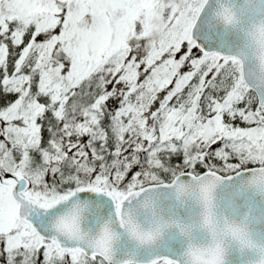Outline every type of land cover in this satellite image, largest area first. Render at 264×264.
I'll use <instances>...</instances> for the list:
<instances>
[{"label":"rangeland","instance_id":"obj_1","mask_svg":"<svg viewBox=\"0 0 264 264\" xmlns=\"http://www.w3.org/2000/svg\"><path fill=\"white\" fill-rule=\"evenodd\" d=\"M203 2L0 0V66L10 59L0 85L15 94L0 104V167L29 179L25 195L49 202L63 187L82 186L114 194L122 182L129 190L185 170L227 173L264 164V106L248 92L238 60L204 55L189 41ZM41 31L51 33L35 39ZM54 54L67 64H52ZM102 102L118 108L109 120L100 119ZM46 108L66 127L78 119L76 130L88 132L78 144L91 155L67 156L47 141L38 150L36 119ZM148 118L155 129L145 127ZM137 135L155 151L133 147ZM15 211L0 184V264H107L64 253L28 227L16 229Z\"/></svg>","mask_w":264,"mask_h":264},{"label":"water","instance_id":"obj_2","mask_svg":"<svg viewBox=\"0 0 264 264\" xmlns=\"http://www.w3.org/2000/svg\"><path fill=\"white\" fill-rule=\"evenodd\" d=\"M189 37L204 54L238 59L264 104V0H205ZM0 183L17 202L16 228L28 224L66 252L111 264H264V165L185 171L118 200L84 186L40 203L23 194L24 175L2 170Z\"/></svg>","mask_w":264,"mask_h":264},{"label":"trees","instance_id":"obj_3","mask_svg":"<svg viewBox=\"0 0 264 264\" xmlns=\"http://www.w3.org/2000/svg\"><path fill=\"white\" fill-rule=\"evenodd\" d=\"M51 32L48 31H41L38 32L37 37H35V39L39 40V39H45L50 35ZM27 41L26 38L22 39L23 44ZM22 45V44H21ZM24 46V45H23ZM132 53H134L136 56L140 55V52L142 53V50L140 49L139 45L135 46L134 48H131ZM52 64H67V59L64 58L61 54L59 55H53L52 59H51ZM10 59L7 61V65L5 67L0 66V80H4L6 77V75H8V73L6 74V69L7 67L10 65ZM6 68V69H5ZM112 88V87H111ZM251 96L254 97L253 92L249 89L248 91ZM13 92H11V90L2 87L0 85V104H6L7 102L11 101L14 99V97H12ZM255 98V97H254ZM254 102L257 103L256 99L254 100ZM254 103V105L256 104ZM101 117L100 119L102 121L104 120H109L111 117V114L113 112H116L118 108H114L112 105H109V103L107 102H102L101 103ZM52 108H46L43 115L40 116V119H36L37 124L39 125V135H40V144L38 147V150L40 148L41 143L47 141V142H51L53 144H57L59 146V148L63 151L64 154H67V156H70V153L73 154H81V150H82V156L84 155H91V149L87 146V145H83V147H80L78 142L81 141H85L87 139V131H77L76 128L74 126H76V124L78 123V119L76 118L73 122V125L71 127H66L64 124V120H63V116L60 117L59 114H56V112L54 113V111L52 112ZM63 112L65 113V111L63 110ZM51 114V115H50ZM132 115L131 110L127 111V114L125 116L126 120H129L130 117ZM41 118L43 119H47L49 120V122L45 125L44 122H41ZM145 127H149V128H153L155 129L156 123H153L149 118L145 121L144 123ZM78 145V146H77ZM142 146L144 149H146V151L149 152H153L155 151L154 149H150V146H152V144H150L146 139L142 138L140 135L136 136V140L133 142V147L134 146ZM38 150L36 151L35 154V159L39 160L40 156L38 153ZM170 160H176V161H180V157L178 156H174L171 157ZM259 163H245L244 165H242L241 167H246V166H252V165H256ZM240 167V168H241ZM207 168H200L198 169L197 172H201L203 170H206ZM192 172L194 170H191ZM173 176V174H171L169 177ZM167 177L166 180H170L171 178ZM117 187H113L111 190L114 192L115 196L118 195V192H120L121 194L126 192L128 190V187L126 186V184L124 182L117 184ZM62 189V194H65L67 192H69L70 190L67 189ZM118 197V196H117ZM35 264H40L38 263V261ZM159 264H172V263H167L165 261L160 262Z\"/></svg>","mask_w":264,"mask_h":264}]
</instances>
